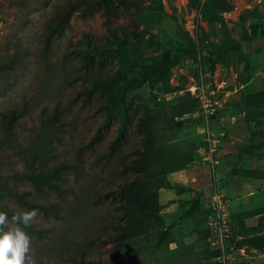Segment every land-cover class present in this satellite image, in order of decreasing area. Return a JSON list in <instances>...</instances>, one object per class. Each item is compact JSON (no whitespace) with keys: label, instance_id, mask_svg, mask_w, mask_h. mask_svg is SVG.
<instances>
[{"label":"rangeland","instance_id":"374dc122","mask_svg":"<svg viewBox=\"0 0 264 264\" xmlns=\"http://www.w3.org/2000/svg\"><path fill=\"white\" fill-rule=\"evenodd\" d=\"M226 1L215 20L204 0H107L111 17L75 16L46 47L61 0H0V135L14 115L12 138L37 148L45 118L57 119L42 163L0 152L6 177L63 166L39 191L6 179L52 209L24 230L37 264H264V0ZM228 40L240 59L209 62L206 50ZM92 74L114 83L110 102ZM145 116L163 227L119 248V201L108 193L139 175L129 166ZM217 197L221 232L210 220Z\"/></svg>","mask_w":264,"mask_h":264},{"label":"trees","instance_id":"16d2710c","mask_svg":"<svg viewBox=\"0 0 264 264\" xmlns=\"http://www.w3.org/2000/svg\"><path fill=\"white\" fill-rule=\"evenodd\" d=\"M117 1L120 6L126 8H128L130 4V0ZM190 1L194 8L199 7L202 2V0ZM203 9L217 20L219 14L229 12L231 7L226 0H204ZM95 14H99L106 19L113 15L107 0H61L56 6L53 19L46 26V47L54 35L63 32L64 29L70 26L72 18L75 16L81 18L93 17ZM206 55L211 63L230 64L240 59L242 49L239 43L228 40L220 45H214L207 49ZM94 56L93 54L88 55V64L93 62ZM90 78L93 80V87L97 88L105 95L110 102V92L114 83L100 79L97 74L90 75ZM106 109L109 111L110 106L108 105ZM119 118L123 121L125 114L121 113ZM14 120V115L2 117V130L4 133L0 135V152L3 148L11 149L15 152V155L21 158L27 165L33 161L42 163L49 155V140L55 139L54 128L57 122L56 115L45 118L41 130L43 141L37 145V148H35V145L23 147V145L12 138L11 134H13V131L11 126ZM137 130L143 135L141 141L142 147L134 151L136 159L134 163L129 166V169L139 173V175L119 185L116 190L108 193L110 197L119 201L118 208L122 221V224L117 227L116 232V244L119 248L138 238L152 234L163 227V220L160 215V206L156 192L157 184L155 177L151 174L150 165L155 144L151 117H141L137 123ZM62 169L63 166H58L47 172H13L6 177L3 176V170L0 164V211L7 212L9 219H11L15 210L5 201L6 199H11L17 205L26 209H37L43 213L51 212L52 209L50 207H45L43 204L35 203L27 199L24 191L8 185L6 179L27 181L39 191L42 186H47L48 188L55 187L53 180L56 179L57 174ZM21 227H23V225H21ZM24 230L32 232L31 227H26Z\"/></svg>","mask_w":264,"mask_h":264},{"label":"clouds","instance_id":"9594fccd","mask_svg":"<svg viewBox=\"0 0 264 264\" xmlns=\"http://www.w3.org/2000/svg\"><path fill=\"white\" fill-rule=\"evenodd\" d=\"M41 218L37 209H17L11 219L7 212L0 211V264H37L31 255L32 238L24 228L39 224Z\"/></svg>","mask_w":264,"mask_h":264},{"label":"built area","instance_id":"2783aa9c","mask_svg":"<svg viewBox=\"0 0 264 264\" xmlns=\"http://www.w3.org/2000/svg\"><path fill=\"white\" fill-rule=\"evenodd\" d=\"M217 141V140H216ZM208 142H210V139L208 137ZM212 143V141H211ZM212 146H215V143H212ZM214 150H211V153L213 152ZM212 155L210 154L208 156V158L206 159H209ZM224 210L222 208V203L219 199V197H217L216 199V207H215V210H214V213L212 214V216L210 217V220L212 221L211 223H214L215 225H218L219 228H220V232H221V229L225 228L226 227V223L224 221V214H223Z\"/></svg>","mask_w":264,"mask_h":264}]
</instances>
